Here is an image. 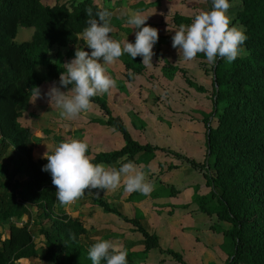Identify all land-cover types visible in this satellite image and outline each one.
I'll return each mask as SVG.
<instances>
[{
	"label": "trees",
	"instance_id": "1",
	"mask_svg": "<svg viewBox=\"0 0 264 264\" xmlns=\"http://www.w3.org/2000/svg\"><path fill=\"white\" fill-rule=\"evenodd\" d=\"M207 2L213 7V0ZM238 4L232 24L237 21L246 30L244 51L231 63L217 58L212 64L210 117L215 123L208 124L204 133L203 162L189 161L203 171L209 187L207 198L195 195L199 211L216 212L229 223L222 229L221 246L229 254L225 264H264V0H238ZM89 7L94 13L104 8L111 11L93 0H0V154L10 148L19 159L16 169L26 175L17 195L5 176H0V226L6 227L5 234L0 232V264H19L22 257H39L48 264H92L89 248L82 241L86 221L68 212H55L56 188L51 174L42 171L41 159L32 157L26 143L28 127L18 120L24 94L33 92V87L44 80L35 66L44 64L52 79H58L65 70L50 60L48 49L52 45L66 47L69 55L73 49L83 48L81 33L87 26L85 10ZM21 26L33 30L26 39L15 41ZM129 39L135 42L134 37ZM124 60L133 74L141 71L140 56L132 59L128 55ZM132 77L128 74L126 80ZM92 101L106 115V120L98 121L105 128L116 129L122 137V144L110 151L91 153L88 147L87 155L93 163L119 168L128 160L143 159V166L148 167L156 151H163L134 139L124 121L113 115L104 96L98 94ZM93 202L105 213L131 222L145 247L157 244V235L147 231L140 216H128L101 197L93 198ZM29 205L35 207L34 212ZM31 225L44 239L41 253L32 240ZM70 233L75 234L74 240ZM131 244L133 241L123 245L128 252L127 264H134L139 254ZM164 252L181 259V253L172 248Z\"/></svg>",
	"mask_w": 264,
	"mask_h": 264
},
{
	"label": "rangeland",
	"instance_id": "2",
	"mask_svg": "<svg viewBox=\"0 0 264 264\" xmlns=\"http://www.w3.org/2000/svg\"><path fill=\"white\" fill-rule=\"evenodd\" d=\"M93 1L111 9V36L117 41L127 38L131 42L129 38H135L137 29L126 21L128 15L136 10L149 16L147 25L158 29L159 39L153 47L155 54L152 65H143L140 56L141 71L135 73L132 80H126L131 69L124 60L128 54H124L107 66V73L116 80V87L100 95L104 96L113 115H118L124 121L134 139L164 149L156 151V158L148 162V167L143 166V159L134 162L154 184L149 196L139 192L128 193L121 183L115 190L100 191L99 196L86 190L85 195L71 205H60L56 198L55 212H68L86 221L82 241L88 248L97 238L118 245L133 241L131 248L139 253L133 259L134 264H225L229 254L221 246L222 229L228 227L229 223L216 212L196 213L200 208L195 195L207 198L209 187L203 171L189 161V158H193L203 162L206 156L204 133L208 124L215 123V118L210 117L213 108L210 97L212 63L203 53H198L191 61H185L179 50L172 47V36L179 25L190 24L200 10H211V4L207 0ZM229 3L232 7L228 14L233 20L239 4L238 0ZM234 24L242 26L237 21ZM32 30L31 27H19L15 41L26 39ZM83 50L91 52L86 43ZM75 51L76 48L66 55V47L52 45L48 49V57L64 68V64L75 58ZM35 68L39 75L44 76V80L37 85L41 97L36 98L34 91L24 94L19 104L22 115L18 120L28 127L26 143L31 147L32 157L41 159L42 166L48 163L43 158L44 154H51L60 143L57 138H80L87 142L91 153L110 151L122 144V137L116 129L105 128L98 121V118L106 120V115L93 101L90 109L75 119L62 118L61 109L54 103L51 106L49 98L44 95L53 83L60 86L59 78L52 79L44 64L39 63ZM71 87L68 85V88L61 90L66 92ZM206 118L209 119L207 123ZM18 161L10 148L0 154V176L8 180L14 195H17L19 183L26 177L25 173L16 169ZM105 165L115 167V164ZM97 197L103 198L110 206H117L128 216H140L147 231L157 235V244L145 247L141 234L132 229L133 224L117 215L105 213L94 204L93 198ZM208 201L206 199V205L210 204ZM28 207L35 211V207ZM22 217L25 218V215ZM0 232L5 234V225L0 226ZM31 232L36 249L41 253L44 239L35 226L31 225ZM167 247L181 253V259L164 252ZM18 262L48 264L39 257H22Z\"/></svg>",
	"mask_w": 264,
	"mask_h": 264
},
{
	"label": "clouds",
	"instance_id": "3",
	"mask_svg": "<svg viewBox=\"0 0 264 264\" xmlns=\"http://www.w3.org/2000/svg\"><path fill=\"white\" fill-rule=\"evenodd\" d=\"M230 7L229 0H213L211 10H200L190 24L179 25L172 36V47L179 50L185 61L195 59L198 53H203L212 64L217 58L226 59L229 63L236 60L244 51L242 45L247 36L243 26L232 24V17L228 14ZM85 13L87 26L82 37L91 52L77 47L75 58L64 64L65 70L60 73V86L53 83L44 94L51 106L54 103L61 109L60 116L66 119H75L90 109L93 97L116 87V80L107 73V66L124 54L132 59L141 56L143 65H152L153 47L159 39L158 29L147 25L149 16L139 10L131 12L126 21L137 29L134 43L127 38L123 41L112 38V12L107 8L94 13L89 7ZM129 75L134 74L129 72ZM68 85H72L71 89L61 90ZM33 91L36 98L41 97L38 86H34ZM88 147L86 141L73 138L60 142L51 154H44L43 158L48 163L43 165L42 171L51 174L60 205H71L85 195L86 190L99 196V190H115L121 183L128 193L139 192L149 196L154 190L153 182L133 161L128 160L119 168L108 167L102 162L93 163L87 155ZM70 236L75 239V234L70 233ZM127 256L123 245L106 239L97 238L88 249L92 264H101V261L127 264Z\"/></svg>",
	"mask_w": 264,
	"mask_h": 264
},
{
	"label": "crops",
	"instance_id": "4",
	"mask_svg": "<svg viewBox=\"0 0 264 264\" xmlns=\"http://www.w3.org/2000/svg\"><path fill=\"white\" fill-rule=\"evenodd\" d=\"M200 212L199 210H196V213ZM127 215V214H126Z\"/></svg>",
	"mask_w": 264,
	"mask_h": 264
}]
</instances>
